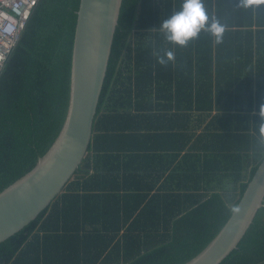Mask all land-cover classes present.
Instances as JSON below:
<instances>
[{
	"label": "trees",
	"instance_id": "trees-1",
	"mask_svg": "<svg viewBox=\"0 0 264 264\" xmlns=\"http://www.w3.org/2000/svg\"><path fill=\"white\" fill-rule=\"evenodd\" d=\"M183 2L123 0L88 154L0 264H185L224 227L264 159V5L202 0L222 42L180 47L160 23ZM79 4L40 0L0 76V192L63 126ZM220 264H264V206Z\"/></svg>",
	"mask_w": 264,
	"mask_h": 264
},
{
	"label": "water",
	"instance_id": "water-1",
	"mask_svg": "<svg viewBox=\"0 0 264 264\" xmlns=\"http://www.w3.org/2000/svg\"><path fill=\"white\" fill-rule=\"evenodd\" d=\"M123 0H80L74 34L70 97L63 126L46 154L0 192V243L23 230L63 192L88 154ZM264 204V159L217 236L185 264H220Z\"/></svg>",
	"mask_w": 264,
	"mask_h": 264
},
{
	"label": "clouds",
	"instance_id": "clouds-1",
	"mask_svg": "<svg viewBox=\"0 0 264 264\" xmlns=\"http://www.w3.org/2000/svg\"><path fill=\"white\" fill-rule=\"evenodd\" d=\"M261 5H264V0H240L239 4L245 9L258 8ZM208 19L202 0H184L180 11L160 23V31L170 43L180 47H187L192 39L198 37L202 29L209 31L216 38V43H221L224 27L215 20L208 25ZM157 59L160 65L167 66L170 61H175V53L167 51L164 56H158ZM258 116L259 134L264 137V104H261ZM231 212L238 214V206H233Z\"/></svg>",
	"mask_w": 264,
	"mask_h": 264
},
{
	"label": "built area",
	"instance_id": "built-area-1",
	"mask_svg": "<svg viewBox=\"0 0 264 264\" xmlns=\"http://www.w3.org/2000/svg\"><path fill=\"white\" fill-rule=\"evenodd\" d=\"M39 1L0 0V76Z\"/></svg>",
	"mask_w": 264,
	"mask_h": 264
},
{
	"label": "crops",
	"instance_id": "crops-1",
	"mask_svg": "<svg viewBox=\"0 0 264 264\" xmlns=\"http://www.w3.org/2000/svg\"><path fill=\"white\" fill-rule=\"evenodd\" d=\"M254 35V34H253ZM193 85V84H192Z\"/></svg>",
	"mask_w": 264,
	"mask_h": 264
}]
</instances>
